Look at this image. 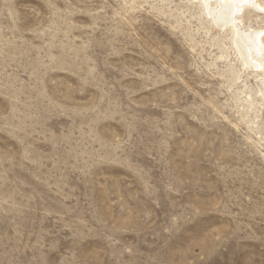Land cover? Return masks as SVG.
Segmentation results:
<instances>
[{
    "label": "rangeland",
    "instance_id": "1",
    "mask_svg": "<svg viewBox=\"0 0 264 264\" xmlns=\"http://www.w3.org/2000/svg\"><path fill=\"white\" fill-rule=\"evenodd\" d=\"M168 0H0V264H264V130Z\"/></svg>",
    "mask_w": 264,
    "mask_h": 264
},
{
    "label": "bare ground",
    "instance_id": "2",
    "mask_svg": "<svg viewBox=\"0 0 264 264\" xmlns=\"http://www.w3.org/2000/svg\"><path fill=\"white\" fill-rule=\"evenodd\" d=\"M198 16L235 78L248 81L264 130V0H168Z\"/></svg>",
    "mask_w": 264,
    "mask_h": 264
}]
</instances>
